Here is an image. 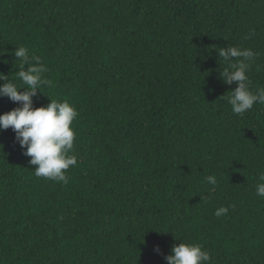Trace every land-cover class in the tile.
<instances>
[{
    "label": "trees",
    "instance_id": "obj_1",
    "mask_svg": "<svg viewBox=\"0 0 264 264\" xmlns=\"http://www.w3.org/2000/svg\"><path fill=\"white\" fill-rule=\"evenodd\" d=\"M22 45L52 81L33 107L79 113L78 163L67 185L37 177L0 130V264H167L180 242L264 264V105L233 114L218 57L259 53L248 76L264 87V0H0V73L18 85ZM19 106L0 97V115Z\"/></svg>",
    "mask_w": 264,
    "mask_h": 264
},
{
    "label": "clouds",
    "instance_id": "obj_2",
    "mask_svg": "<svg viewBox=\"0 0 264 264\" xmlns=\"http://www.w3.org/2000/svg\"><path fill=\"white\" fill-rule=\"evenodd\" d=\"M254 35L255 32L251 31L245 39ZM218 49V57L227 65L220 72L223 83L229 86L236 84L235 89L229 92L230 95L222 96L231 106L233 114L243 115L254 104L264 105V87L253 91L248 76L259 53L251 48L234 45ZM13 54L19 61L15 79L21 83L18 85L9 76L0 73V81H6L0 84V97H7L20 106L0 115V130L12 129L19 146L25 149L23 154L31 158V165L36 166L34 173L37 177L67 185L70 179L67 170L78 163L74 150L76 133L72 124L79 113L67 100L51 99L46 106L34 108L32 98L39 89L52 85V81L45 76L48 68L40 57L30 53L27 46H19ZM257 68L259 70V66ZM205 181L213 189L217 185L215 175L206 176ZM256 195L264 198V171L258 174ZM234 207L231 204L221 206L214 215L225 216ZM154 251L158 253L159 248ZM164 259L167 264H211L209 251L199 243L180 242L172 247L171 254Z\"/></svg>",
    "mask_w": 264,
    "mask_h": 264
}]
</instances>
